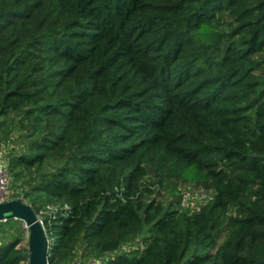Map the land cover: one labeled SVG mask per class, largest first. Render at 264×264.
<instances>
[{
	"label": "trees",
	"instance_id": "trees-1",
	"mask_svg": "<svg viewBox=\"0 0 264 264\" xmlns=\"http://www.w3.org/2000/svg\"><path fill=\"white\" fill-rule=\"evenodd\" d=\"M263 67L264 0H0V147L46 264H264Z\"/></svg>",
	"mask_w": 264,
	"mask_h": 264
},
{
	"label": "water",
	"instance_id": "water-1",
	"mask_svg": "<svg viewBox=\"0 0 264 264\" xmlns=\"http://www.w3.org/2000/svg\"><path fill=\"white\" fill-rule=\"evenodd\" d=\"M12 218L22 221L27 231L26 264H46L47 239L36 214L17 199L0 202V221Z\"/></svg>",
	"mask_w": 264,
	"mask_h": 264
},
{
	"label": "built area",
	"instance_id": "built-area-1",
	"mask_svg": "<svg viewBox=\"0 0 264 264\" xmlns=\"http://www.w3.org/2000/svg\"><path fill=\"white\" fill-rule=\"evenodd\" d=\"M210 198L209 194L205 196L201 193L190 194L188 191H183L180 196V205L185 209L191 210L195 209L203 200L206 202ZM11 199H15L11 191V178L7 172L4 152L0 150V202H6ZM68 264H101V260L99 258H91L81 262L79 259H74Z\"/></svg>",
	"mask_w": 264,
	"mask_h": 264
},
{
	"label": "rangeland",
	"instance_id": "rangeland-1",
	"mask_svg": "<svg viewBox=\"0 0 264 264\" xmlns=\"http://www.w3.org/2000/svg\"><path fill=\"white\" fill-rule=\"evenodd\" d=\"M1 144H0V146H2ZM4 147H6V146H2L3 149H4ZM2 148L0 147V150H2ZM183 190L188 191L190 194L201 193L205 196H208V194L210 192V189H209L208 184L206 182H195L194 184H192L190 186L183 187L181 189V191H183ZM159 198L162 200L163 204H166L167 197L159 196ZM203 203H205L204 200H203V202H201V204H203ZM16 236L21 239V243L19 246L27 251V243H26L27 231H26L24 223L18 222V221H12L9 223L0 224V242L8 241V240H10Z\"/></svg>",
	"mask_w": 264,
	"mask_h": 264
}]
</instances>
